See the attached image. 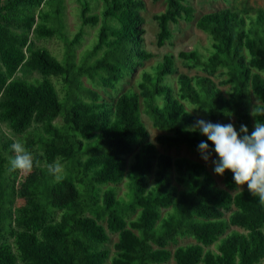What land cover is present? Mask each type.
<instances>
[{
  "label": "trees",
  "instance_id": "obj_1",
  "mask_svg": "<svg viewBox=\"0 0 264 264\" xmlns=\"http://www.w3.org/2000/svg\"><path fill=\"white\" fill-rule=\"evenodd\" d=\"M91 1L101 3L100 16L90 14ZM55 2L0 0V122L18 135L32 124L40 125L42 134L33 143L39 145L45 161L75 164L74 174L31 184L30 198L14 217L13 187L9 191L3 184L7 145L0 144V264H262L264 197L252 190L234 195L230 191L238 182L251 183L249 162L260 167L264 160V10L244 15L227 8L195 18L185 0H165L164 12L155 17L157 42L172 38L169 24L195 20L208 36L205 53L196 46L180 52V57L204 72L221 71L227 93L209 77L179 75L174 94L165 83L174 72L167 56L143 71L138 92L129 89L108 106L90 90H85L89 101L70 92L83 75L92 81L99 75L113 88L152 57L142 48L143 1L78 0L80 27L67 43L64 64L45 49L31 48L28 39L30 31L38 38L57 33L51 22L60 10L44 13ZM11 23L22 32L11 30ZM97 24L90 56H99L87 69L76 67L71 50L79 44L83 27ZM18 71L38 72L42 80H19ZM51 76L61 78L69 90L64 101ZM252 97L258 104L252 105ZM140 98L152 125L164 132L156 137L157 144L186 146L204 154L209 149H236L235 157L219 158L213 167L226 189L216 185L203 165L184 157L172 160L157 154L151 143L143 144L147 131ZM187 105L202 110L212 123L198 122ZM58 117L61 125L54 123ZM224 117L235 119L238 136L216 123ZM252 124L262 133L247 140ZM136 145L140 150L128 163L126 156ZM124 179L129 188L127 204L110 186ZM259 183L264 188V173ZM126 208L137 210L134 219L126 221ZM231 208L235 210L226 219L223 211ZM229 226L242 231L225 234ZM106 230L117 235L114 256L103 248L109 242ZM183 237L193 238L195 244L178 246L173 252L166 248Z\"/></svg>",
  "mask_w": 264,
  "mask_h": 264
},
{
  "label": "rangeland",
  "instance_id": "obj_2",
  "mask_svg": "<svg viewBox=\"0 0 264 264\" xmlns=\"http://www.w3.org/2000/svg\"><path fill=\"white\" fill-rule=\"evenodd\" d=\"M144 3V9L141 11V15L144 18L142 36V48L151 53L152 57L149 60L141 62L137 65L134 71L122 78L115 87L106 86L101 81L100 76L96 75V78L92 81L87 76L83 75L79 78L80 82L76 81L75 86L71 90L72 97H80L82 100L89 101V97L86 95L85 90H90L101 98L99 102L106 103L108 106H113L116 99L123 92L131 89L135 92L137 90V83L141 78L143 71H149L151 68L156 66L158 63L164 61V58L170 56L173 61L174 72L167 75L165 83L169 84L172 88L173 93L177 90V79L179 75H186L193 77L196 75L209 77L224 94L227 93L228 85L223 83L225 77L221 74V71H215L214 73L204 72L198 68L191 67L180 57V52L189 51L198 46L201 53H205V48L208 45V36L199 28L195 26V20L192 22L179 21L178 24H169V30L172 38L169 41H164L159 44L157 42V35L159 32L158 23L156 16L164 12L165 0H142ZM186 4L194 9V16H199L214 11L223 9H232L237 11L239 14L250 15L256 9L260 8L264 10V0H185ZM56 3V4H55ZM53 5L45 6L44 13L51 15L53 9L58 8L60 10V16L54 19L51 23L58 29L57 33L51 38H38L32 31L28 33L29 45L31 48H42L47 50L53 57H55L60 63L64 64V59L67 53V43L72 39L74 34L79 30L80 27V4L78 0H56ZM91 9L90 14H97L100 16L101 3L90 2ZM9 28L16 33H21L19 25L11 23ZM83 35L78 45L73 47L71 54L73 56V63L76 67L84 69L89 68L95 62V59L99 55L90 56V49L93 42L96 40L98 24L87 25L83 27ZM15 78L23 81L36 82L42 80V76L38 72H22L18 71L15 74ZM51 82L54 84L58 97L60 100H65L67 90L59 77H49ZM80 85V86H79ZM141 101V118L146 127L147 138L143 144L151 143L155 146L157 154H163L169 158H188L203 165L207 171L211 172L215 179L216 185L221 189H226L219 177L213 173V167L215 161L219 158L226 157L231 158L237 155L235 148L227 149H209L207 154H204L196 149H191L186 146L165 147L156 143V137L164 132L155 128L149 116L145 112L144 104ZM162 98H157V103L162 104ZM258 104V101L252 97V105ZM187 110L194 114L197 121L205 122L210 125L212 122L208 121L205 113L202 110L196 109L191 105H187ZM55 124L61 125L62 119L58 117ZM221 124L226 133L238 136V130L233 117H224L216 121ZM262 131L252 124L251 131L247 133V140H253L255 136L261 134ZM40 125L32 124V126L23 134H15L11 131L8 125L4 122H0V144H6L4 149V156L8 160L6 164L7 173L6 178L3 182L5 188L10 191L9 187H13V215L17 217L20 214L21 209L24 207L26 201L32 194L31 184H40L44 178L48 180H57L62 176L74 174L75 164L61 162L55 160L52 163H47L44 159L43 153L39 148L36 141L41 135ZM140 150V145L134 146L133 152L126 156L127 162L130 163L134 160V155ZM247 167L251 170L253 179L250 184H243L238 182L235 190L230 191L232 195L244 191L252 190L255 193L264 197V188L259 183L260 176L264 173V160L263 165L260 167L254 166L251 162L247 164ZM175 184V183H173ZM114 187L117 192V197L122 199L124 204L129 202L128 194V182L126 179L117 185H110ZM107 186L102 187L104 190ZM231 208L228 211H223L224 217L229 218L230 214L234 211ZM165 209L161 210V214L165 213ZM137 210L126 208L124 215L126 221H130L135 218ZM60 215L59 212L55 213L56 218ZM15 225V224H14ZM13 224L12 226L15 227ZM101 225L106 228L105 222H101ZM107 231V230H106ZM230 231L242 230L238 227L229 226L225 234ZM109 236V242L106 243L103 248L107 250L110 256H114L116 253L115 245L118 242L117 235L107 231ZM9 243H12L11 237H6ZM195 244V240L191 237L177 238L176 242H169L166 246L168 250L173 252L178 246H186ZM210 249H214V246H210ZM264 264V259L261 262ZM170 264H174L170 261Z\"/></svg>",
  "mask_w": 264,
  "mask_h": 264
}]
</instances>
